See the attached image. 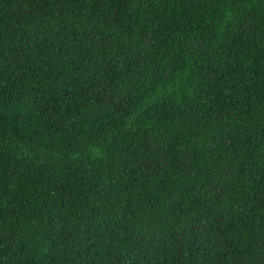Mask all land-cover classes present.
I'll return each instance as SVG.
<instances>
[{"label":"trees","instance_id":"1","mask_svg":"<svg viewBox=\"0 0 264 264\" xmlns=\"http://www.w3.org/2000/svg\"><path fill=\"white\" fill-rule=\"evenodd\" d=\"M0 264H264V0H0Z\"/></svg>","mask_w":264,"mask_h":264}]
</instances>
